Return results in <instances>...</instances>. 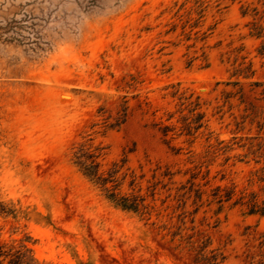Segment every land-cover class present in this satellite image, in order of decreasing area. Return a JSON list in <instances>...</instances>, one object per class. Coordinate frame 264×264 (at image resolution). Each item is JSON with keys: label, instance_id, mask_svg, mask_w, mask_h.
Returning a JSON list of instances; mask_svg holds the SVG:
<instances>
[{"label": "rangeland", "instance_id": "rangeland-1", "mask_svg": "<svg viewBox=\"0 0 264 264\" xmlns=\"http://www.w3.org/2000/svg\"><path fill=\"white\" fill-rule=\"evenodd\" d=\"M81 144L103 169L126 158L121 191L141 187L150 214L80 171ZM217 186L233 191L218 213ZM241 195L264 202V0H0V245L39 264H193L209 238L221 264H264V215Z\"/></svg>", "mask_w": 264, "mask_h": 264}, {"label": "trees", "instance_id": "trees-1", "mask_svg": "<svg viewBox=\"0 0 264 264\" xmlns=\"http://www.w3.org/2000/svg\"><path fill=\"white\" fill-rule=\"evenodd\" d=\"M190 98L191 96L185 97V100ZM188 104L191 105L192 108L190 111L193 114V118L187 123L188 130L190 131L191 129H194L195 132L203 125L204 113L199 110L200 104L197 100H190ZM125 109L126 107H124V110ZM122 115L123 117H126V111H124ZM124 119L125 118H123V120ZM168 130V127H165V129H163V134L166 135ZM101 156L102 153L100 148L81 144L74 150L72 158L74 164L78 166L80 171L92 183L100 187L104 191L105 196L116 205L128 211L150 214L153 206L147 202V195L140 193L141 187H139L136 192L127 193L121 191V186L127 173L121 172L120 174V171L127 161L126 158L121 159V161H114L107 169H103ZM192 178H195V176H192ZM133 183L134 178H132L129 185L131 186ZM183 187L185 188V186ZM191 192H193L192 204L196 206L194 209V213H196L203 204L202 197L205 194V191L202 189V185L191 182L189 188L180 195L181 200L183 201V207H185L187 200L191 197ZM154 194V191L150 194L152 200L154 199ZM210 196L211 199H207V205L213 203L216 204L217 209L215 212L218 213L223 209L224 204L232 199L233 191L225 190L220 188V186H217L212 189ZM236 204L243 206L249 214L264 215V202H258L254 197L246 198L245 195H241L232 203V205ZM177 234L178 233H173L172 239ZM259 244L260 246L264 245V235ZM189 250H191L189 255L193 264H221L224 260V255L211 246L209 238H201L198 240L196 247L192 245ZM0 264L39 263L34 259L31 249L25 243H21L17 246L6 244L0 245Z\"/></svg>", "mask_w": 264, "mask_h": 264}]
</instances>
